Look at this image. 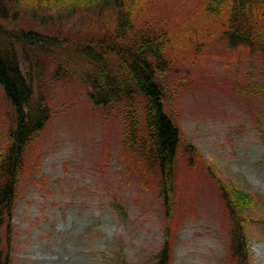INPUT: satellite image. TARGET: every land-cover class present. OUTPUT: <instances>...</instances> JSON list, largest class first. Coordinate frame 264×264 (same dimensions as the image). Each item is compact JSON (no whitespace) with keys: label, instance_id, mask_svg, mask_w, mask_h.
<instances>
[{"label":"rangeland","instance_id":"rangeland-1","mask_svg":"<svg viewBox=\"0 0 264 264\" xmlns=\"http://www.w3.org/2000/svg\"><path fill=\"white\" fill-rule=\"evenodd\" d=\"M195 1L148 0L147 14L177 23ZM28 17L21 9L8 27ZM73 24H62V33ZM190 58L164 73L167 111L223 182L264 196V98L248 87L264 80V59L219 43ZM40 70L52 114L38 136V163L21 179L11 264H148L163 240V203L125 172L119 128L90 109L77 74L50 60ZM5 111L0 99V127ZM179 180L171 264H230L229 220L209 175L199 167ZM263 211L261 203L246 225L249 264H264V225L254 217Z\"/></svg>","mask_w":264,"mask_h":264},{"label":"trees","instance_id":"trees-1","mask_svg":"<svg viewBox=\"0 0 264 264\" xmlns=\"http://www.w3.org/2000/svg\"><path fill=\"white\" fill-rule=\"evenodd\" d=\"M194 6L190 15L171 23L147 14L148 0H0V99L6 104L0 127V264H11L21 179L38 163V136L52 114L40 87L45 60L63 74H77L90 109L119 128L125 172L163 203V240L148 264H171L179 179L199 167L229 220V263L249 264L246 225L264 196L223 182L184 138L177 113L166 108L164 73L215 43L230 54L243 51L264 59V0H196ZM21 9L28 19L8 27ZM64 23L78 27L62 33ZM248 87L264 98V80ZM260 214L254 217L264 225V211Z\"/></svg>","mask_w":264,"mask_h":264}]
</instances>
